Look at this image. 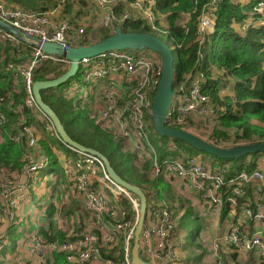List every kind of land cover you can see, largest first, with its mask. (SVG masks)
Wrapping results in <instances>:
<instances>
[{
	"label": "built area",
	"instance_id": "obj_1",
	"mask_svg": "<svg viewBox=\"0 0 264 264\" xmlns=\"http://www.w3.org/2000/svg\"><path fill=\"white\" fill-rule=\"evenodd\" d=\"M196 1L199 3L201 0ZM205 1L208 3L198 17L197 41L201 49L196 72L185 76L174 89L176 94L167 116L170 127L185 123L182 130L187 131L190 127L208 131L201 123L194 124L198 127L188 125L187 120L195 122L199 118L207 121L217 111L223 110L211 107L210 98L203 93L206 77L201 69L210 51L204 52L202 48L210 43L216 26L215 13L222 0ZM67 2L100 9L104 14L102 26L111 33L124 23L139 20L145 21L154 33L169 32L156 0H62L41 14L8 6L0 0V20L19 31L22 37L20 39L0 27V45L12 47L15 55L21 58H8L3 72L12 76L13 94L22 97V103L14 109L20 122L13 139L25 145L23 160L27 163L23 174L13 172L6 181L0 178V262L54 264L56 255L63 254L73 264H133L132 241L140 218L138 198L114 183L97 157L64 144L33 95L34 76L39 69L47 66L67 72L70 67L66 58L43 53L34 39L56 43L66 52L81 43L83 46L97 43L93 33L63 16ZM250 13L251 19L240 28L241 33L251 26L264 27V1ZM180 47L177 45L176 49ZM25 49L30 53L25 54ZM3 59H6L5 55ZM77 76L82 79L80 86L86 89L84 95L80 96L81 91L75 90L66 92L64 96L73 105L80 104L81 108L87 104L90 117L121 141L125 152L136 154L138 162L151 163L155 178L189 183L214 212L221 214L225 202L230 205L234 221H230L227 230L219 235L211 253L204 254L205 258L198 261L184 254L179 244L181 232L177 227L185 214L184 207L178 205V201H172L175 199L171 195V200L153 198L148 201L141 237L144 260L150 264H228L222 260L220 252L223 247H230L243 254L255 252L264 264V157L245 159L246 167L236 171L232 177H229L228 164L214 167L212 162L203 160V155L160 161L150 142L147 121L148 117L151 118L153 99L162 76L160 58L153 52L110 51L84 58ZM4 82V77L0 78V85ZM91 89L103 102L100 110L91 108V103L96 102ZM4 100L0 96V131L7 128L9 121V115L1 105ZM14 103L11 96L5 108L13 110ZM43 134L61 145L58 159L62 161L64 173L60 178L50 172L51 179L47 180L45 176L40 182L39 176L51 165L40 145ZM55 154L59 156L57 152ZM252 165L253 170H250ZM51 180L66 182L82 197V206L74 216L77 218L75 223L79 225L77 232H64L60 226L61 215L66 211L65 204L42 197L41 185ZM42 189L46 192L47 185ZM250 189L253 190L252 198L245 191ZM240 198H244L246 205L237 214L234 211ZM50 203L51 217L47 216ZM25 209L32 212L43 209V216L29 219L23 213ZM53 229L64 232L67 238L50 240ZM195 251L200 255L204 253L197 248Z\"/></svg>",
	"mask_w": 264,
	"mask_h": 264
},
{
	"label": "trees",
	"instance_id": "obj_2",
	"mask_svg": "<svg viewBox=\"0 0 264 264\" xmlns=\"http://www.w3.org/2000/svg\"><path fill=\"white\" fill-rule=\"evenodd\" d=\"M3 1L8 6L26 12L41 14L53 8V6H57L62 0ZM156 1L159 12L162 15H168L170 36L174 39L176 46H181L177 48L179 61L174 82V89L176 90V87L179 86V83L185 76L196 72L195 66L197 65L198 54L201 49L197 41L198 17L202 14L204 6L208 1L201 0L199 3L196 0ZM261 1L264 0H249L245 2L243 0H222L215 13L216 26L214 33L209 39L210 43L208 42L202 48L204 52L206 50L211 51L210 57L203 60L201 69L206 77V81L203 84V93L210 98L211 107H220L223 110L217 111L212 122L209 119L202 121L197 118L195 122L188 119L187 123L191 126H195V123H201L205 127L211 123L212 129L202 131V135L199 137L210 140L221 147L231 148L243 144L264 143V126L262 125L264 124V27L251 26L248 31L240 32V28L243 27L245 22L251 19L250 12ZM75 4L76 2H67L65 7ZM66 12H70V7L67 8ZM181 14H191V20L185 27L179 26L177 22ZM257 17L258 15H255V18ZM122 28L127 33H142L156 36L147 23L142 20L124 23ZM112 34L111 32L106 33L99 39L103 41L112 36ZM81 44L79 45L81 46ZM23 52L25 54L30 53L29 49H25ZM3 55L6 56V59H3ZM8 58L16 60L20 57L15 55L12 47L0 45V78L4 77L5 79V82L0 85V96L5 99L1 105L3 106V110L9 115L7 128L0 131V178L2 181L8 180L10 174L13 172L23 174L24 166L27 164L23 160L25 153L23 145L21 142L13 139L20 122L14 113V109L22 103V97L19 94H13V88L10 84L12 76L9 73L3 72ZM45 68L46 66L36 72L34 82L54 80L66 73L63 69H54L63 73L56 78L50 79L43 72ZM214 70L221 72L222 75L214 78ZM47 71L51 70L47 69ZM78 82H82V79L79 77ZM227 82H231L229 89H227ZM225 89L228 90V95L223 94ZM11 96L15 103L13 110L8 111L5 105ZM43 100L55 111L64 124L69 136L74 141L87 148L96 150L107 157L112 167L122 179L140 187L147 195L149 202L153 198L158 201L171 200L169 195L173 188L171 182L164 177L155 178L150 162H138L139 158L136 154L125 152L122 142L117 140L110 132L97 125L90 117L87 104L84 108H81L80 104L73 105L71 101L59 92L50 96L43 94ZM147 121L148 130L153 132L157 137V141H153L151 136L150 142L160 161L205 154L182 141L160 137L156 134L150 117H148ZM184 125L185 123L175 128L183 129L185 128ZM51 144L48 142L40 143L50 160L52 172L59 175L61 172L64 173V171L59 168V159L55 154L54 147L57 145L60 148L61 145L56 143ZM261 157H264V154L251 155L239 161H224L215 157L213 159L220 161L221 165L225 166L228 164L229 177H232L236 174L237 170L246 167L244 164L245 159L252 158L255 160ZM252 167L253 165L249 169L253 170ZM245 191L248 197L252 198L253 190ZM245 205L244 198H240L234 212L238 214ZM184 209L185 214L178 222L177 228L179 233L183 230L186 220L194 215L192 211L186 210L185 207ZM51 215L52 211L47 214L50 217ZM221 220L222 222L234 221L230 205L226 202L221 212ZM236 224L237 222H234V225ZM192 235L191 241L194 244L198 236L200 237V233L197 231ZM66 238L64 232L53 229L50 240L59 239L63 241ZM133 243L134 241H132V247ZM198 247L200 245L195 244V248ZM106 254L107 256L110 255L109 253ZM0 264H8V262L3 261ZM54 264L73 263L68 262L66 256L61 254L56 255Z\"/></svg>",
	"mask_w": 264,
	"mask_h": 264
},
{
	"label": "water",
	"instance_id": "obj_3",
	"mask_svg": "<svg viewBox=\"0 0 264 264\" xmlns=\"http://www.w3.org/2000/svg\"><path fill=\"white\" fill-rule=\"evenodd\" d=\"M0 27L18 38L22 39L19 31L0 20ZM37 48L47 55L64 57L70 62L67 72L54 80L39 81L33 84V95L37 106L52 122L56 132L64 144L72 149L97 157L104 165L106 173L117 185L124 188L139 200L140 218L134 233V243L132 248L133 264H150L144 260L141 237L145 227V219L148 208V198L145 192L138 186L128 183L115 171L111 162L100 152L87 148L74 141L68 134L61 119L55 111L43 100V92L54 88H59L69 83L73 77L79 74L80 62L84 58H93L110 51H130L141 52L150 51L159 56L162 66V76L159 87L153 99L151 120L156 134L160 137L182 141L199 152L224 161H239L255 154H264V143H253L237 145L225 148L212 143L202 137L187 130L175 129L168 125L167 116L171 109L175 90V61L170 48L158 37L151 34L127 33L122 27H117L109 38L97 42L90 46H78L66 52L56 43H44L33 40Z\"/></svg>",
	"mask_w": 264,
	"mask_h": 264
},
{
	"label": "crops",
	"instance_id": "obj_4",
	"mask_svg": "<svg viewBox=\"0 0 264 264\" xmlns=\"http://www.w3.org/2000/svg\"><path fill=\"white\" fill-rule=\"evenodd\" d=\"M68 7H70V12L67 13L66 10ZM63 16L71 19L74 24L84 26L87 31L95 35L97 41H99V38L101 36L109 33L102 26L104 14L97 7L90 8L88 5L84 4L68 5L63 10ZM214 74V78L222 75V73L217 70H214ZM230 87L231 82H227V89H229ZM227 89L223 91L224 95H228ZM94 97L96 102L91 103V108L100 110L103 107V102L100 100V97L97 94ZM213 118L209 120L212 122ZM207 128L208 130L212 129L211 123L207 126ZM40 140V143L48 142L55 144L54 141L47 139L45 134L41 135ZM23 146L25 148L24 144ZM54 150L59 154V156L57 155V157H60L59 151L61 149L57 145H55ZM211 162L214 164L213 161ZM61 164L62 161L61 163L59 161V168L63 170ZM45 171L40 175V177H45ZM50 172H52L51 168L47 173V180L51 179ZM62 174L63 173L61 172L58 177L62 178ZM176 181L177 182H171L173 188L171 189L169 195L178 200V205L185 207L188 211H192L194 213L193 217L201 225V228L198 231L200 233V237L198 236L194 244L191 240L189 241L187 239L188 237H192L193 233H189L187 231H184L186 232H183L184 234L181 233L178 235L179 244L184 254L186 253V255H189L190 258L194 257V259L201 261L205 258L204 254L211 253L213 244L219 238V235L227 230L228 226H230V222H222L221 214L210 209L209 206L204 202L202 196L197 191H195L189 183H184L180 180ZM43 185H47L48 187V190L46 192L42 189ZM41 192L42 197L47 198L51 202L59 201L65 204L66 211H64L61 215L60 226L63 227V229L65 230L64 232H77V229H79V225L75 223L77 218L74 216L76 215L77 210L82 206V197L75 193L74 188L68 185L66 182H55L51 180L41 185ZM44 207L45 205H43V208ZM49 207L50 209H48L47 214L52 210V203H50ZM42 210L32 212L28 211V209H25L23 210V213L27 214L29 216V219L32 218L34 220L39 216H43ZM87 225L90 226V223L87 222ZM195 244L200 245L197 250L203 251L204 253L202 255L194 253L196 252ZM220 255L222 260H224V262L228 264H263L260 255L255 252L250 254H243L234 248L223 247L221 249Z\"/></svg>",
	"mask_w": 264,
	"mask_h": 264
},
{
	"label": "rangeland",
	"instance_id": "obj_5",
	"mask_svg": "<svg viewBox=\"0 0 264 264\" xmlns=\"http://www.w3.org/2000/svg\"><path fill=\"white\" fill-rule=\"evenodd\" d=\"M243 1L245 2V1H249V0H243ZM162 18H164L166 20L165 21L166 28H170L169 27V23H168V15H164L163 14ZM190 20H191V14H189V15L181 14L179 16V20L177 22H178L179 26L181 25L182 27H185L186 25L189 24ZM155 35H156V37H158L163 43H165L170 48V50L172 52V55H173V58H174V61H175V68H177L178 61H179V59H178L179 56H178V52H177V49H176V45H175L174 39L170 36V33L167 30H163L162 33H155ZM100 41L101 40L99 39V41H97V42H100ZM47 69H49V68L46 66V68L43 70V72L50 79L51 78H56L57 76H59L60 74L63 73L62 71H58V70H54V69H49L51 71H47ZM80 85L81 84L78 82V76H76V77H73L69 83H66L63 86L59 87V88H54V89H51L49 91H44L43 94H45L46 96H50L52 94H56V93L59 92L62 96H64V94L66 92L78 90V91H81L80 96H82V95H84L86 89H84L83 87H81L82 85L81 86ZM90 91L93 92L92 93L93 96L96 95V93H94L95 92L94 89H91ZM262 125L264 126V124H262ZM189 132L194 133L197 136L202 135L200 130H198L197 128H193V127L189 128ZM151 136H152V140L153 141H157V137H156V135L153 132H151ZM202 155H203V160L204 161H206V162L213 161L214 164H215L214 167H217L218 165L221 164L220 161H216L210 155H205V154H202ZM197 156H199V155H197ZM50 168H51V165L49 164L47 166V168H46L45 176H47V173L50 170ZM42 179H43V177L39 176L38 181L41 182ZM200 228H201L200 223L198 221H196L194 219L193 215H192L190 218H188L186 220L185 225H184L183 230H182V233L184 231H187L189 233H195V232L199 231ZM184 233H186V232H184ZM187 239L190 241L191 237H188ZM194 253L199 254L198 251H196Z\"/></svg>",
	"mask_w": 264,
	"mask_h": 264
},
{
	"label": "clouds",
	"instance_id": "obj_6",
	"mask_svg": "<svg viewBox=\"0 0 264 264\" xmlns=\"http://www.w3.org/2000/svg\"><path fill=\"white\" fill-rule=\"evenodd\" d=\"M210 55H211V51L209 52V54H208V56H207V57H210Z\"/></svg>",
	"mask_w": 264,
	"mask_h": 264
},
{
	"label": "bare ground",
	"instance_id": "obj_7",
	"mask_svg": "<svg viewBox=\"0 0 264 264\" xmlns=\"http://www.w3.org/2000/svg\"><path fill=\"white\" fill-rule=\"evenodd\" d=\"M238 171V170H237Z\"/></svg>",
	"mask_w": 264,
	"mask_h": 264
}]
</instances>
